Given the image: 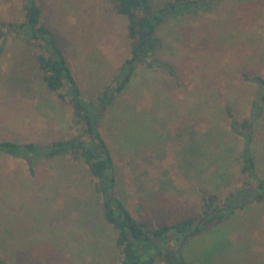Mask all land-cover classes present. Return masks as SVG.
Returning <instances> with one entry per match:
<instances>
[{
    "label": "rangeland",
    "instance_id": "374dc122",
    "mask_svg": "<svg viewBox=\"0 0 264 264\" xmlns=\"http://www.w3.org/2000/svg\"><path fill=\"white\" fill-rule=\"evenodd\" d=\"M33 1L82 97L98 104L130 56L128 19L111 0ZM167 1L150 3L159 8ZM252 1L223 0L163 23L154 34L161 40L160 62L139 64L103 110L99 130L113 157L117 192L136 219L170 224L194 215L203 193L223 197L242 181L240 143L225 110L238 119L249 115L256 87L242 80L241 69L264 76V3L253 12ZM27 5L0 0V140L48 143L78 135L82 128L73 122L70 104L42 82L37 42L16 28L27 19ZM235 14L248 17L247 25L236 23ZM254 138L264 172V111ZM202 143L209 144L208 152ZM91 195L82 161L45 159L30 176L22 160L0 155V239H8L7 251L19 260L0 253L10 264H117L113 231ZM92 239H99L95 248L81 253L77 244ZM194 239L177 246L189 264H264V202ZM47 242L55 248L32 253L31 245Z\"/></svg>",
    "mask_w": 264,
    "mask_h": 264
},
{
    "label": "trees",
    "instance_id": "16d2710c",
    "mask_svg": "<svg viewBox=\"0 0 264 264\" xmlns=\"http://www.w3.org/2000/svg\"><path fill=\"white\" fill-rule=\"evenodd\" d=\"M26 1L28 2L27 19L16 28L29 39L37 42L39 52L36 62L42 74V82L48 92L57 93L60 101L70 104L72 120L81 125L82 132L48 143H16L0 140V155L22 160L30 176L35 175L38 163L45 159L68 156L72 161H82L91 177V197L99 201L101 218L113 231L117 264H189L190 261L185 260L177 250L178 245L191 243L194 238L211 227L232 218L237 211L264 202V172L257 165L254 138L258 117L264 111V76L262 75L247 73L245 69L240 68L242 80L256 87V94L250 102L249 115L238 119L230 109L225 110L229 129L240 143L237 163L239 172L243 176L242 181L227 191L223 197L203 193L200 208L194 215L179 218L170 224L151 226L144 220L136 219L128 210L118 195L113 157L99 130L103 110L113 100L114 95L121 93L129 84L139 64L144 63L148 68H152L155 62H160L156 54L160 49L161 40L154 36L159 27L167 21L185 19L223 0H170L159 8H154L150 0H111L115 12L128 19L131 51L119 74L105 89L96 105L86 102L82 97L58 47L55 33L41 23V8L33 0ZM261 3H264V0H253L249 6L255 12ZM246 7L248 8V6L237 7L236 10H243ZM240 16L235 14L233 19L242 26L247 25L245 19L248 17L241 19ZM3 39L4 32L0 28V40ZM2 51L3 47L0 46V53ZM168 68L170 74L175 76L171 68L169 66ZM201 146L203 151L208 152V143H202ZM93 240L99 241L92 239L83 245L77 244L81 253L82 249L85 251L95 248ZM8 244V239H0V250L9 253ZM54 246L47 242L37 246L31 245V248L34 247L32 253L34 251L37 253L40 248L51 249L55 248ZM211 247L209 248L212 249ZM36 253L33 256H36ZM9 254L16 261L19 260L18 253L17 256L13 253ZM0 264H10L2 253H0Z\"/></svg>",
    "mask_w": 264,
    "mask_h": 264
}]
</instances>
